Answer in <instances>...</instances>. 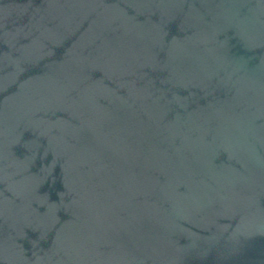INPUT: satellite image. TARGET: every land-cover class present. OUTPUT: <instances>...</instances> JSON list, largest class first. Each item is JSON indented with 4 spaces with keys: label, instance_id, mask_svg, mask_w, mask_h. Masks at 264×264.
I'll list each match as a JSON object with an SVG mask.
<instances>
[{
    "label": "water",
    "instance_id": "obj_1",
    "mask_svg": "<svg viewBox=\"0 0 264 264\" xmlns=\"http://www.w3.org/2000/svg\"><path fill=\"white\" fill-rule=\"evenodd\" d=\"M0 264H264V0H0Z\"/></svg>",
    "mask_w": 264,
    "mask_h": 264
}]
</instances>
